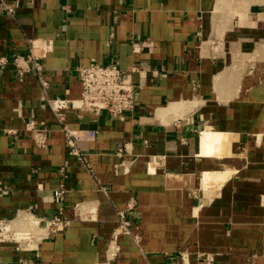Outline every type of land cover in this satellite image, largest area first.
<instances>
[{
    "label": "crops",
    "instance_id": "1",
    "mask_svg": "<svg viewBox=\"0 0 264 264\" xmlns=\"http://www.w3.org/2000/svg\"><path fill=\"white\" fill-rule=\"evenodd\" d=\"M2 2L0 220L41 223L0 264H264V0ZM109 62L146 71L134 110L58 121L43 94L75 99L77 67ZM62 125L97 131L85 161Z\"/></svg>",
    "mask_w": 264,
    "mask_h": 264
},
{
    "label": "built area",
    "instance_id": "2",
    "mask_svg": "<svg viewBox=\"0 0 264 264\" xmlns=\"http://www.w3.org/2000/svg\"><path fill=\"white\" fill-rule=\"evenodd\" d=\"M3 1V0H2ZM0 1V10L9 11L10 7ZM31 58H33L31 56ZM29 60V59H28ZM19 57H15L14 62L23 72L25 66ZM2 58L0 64L4 63ZM33 64L37 70L39 78H41V65L33 58ZM79 75V83L81 87L79 97L70 99L66 97H48L43 94V99L46 105L51 109L52 113L58 121H62L63 112L68 109H80L90 111L94 114H99L102 111H107L112 116L131 113L136 104L137 89L134 81V76L139 79L145 76V70L139 66H132L125 70L119 67L116 63H89L77 67ZM142 82V81H141ZM139 85L140 82H139ZM46 124L42 121L30 120L26 124L27 130L31 131L35 143L40 147L46 146ZM69 153L76 155L80 160L85 161L83 153L78 151L76 142L79 139L93 138L96 135V130H72L67 125H62ZM64 191L63 184H60L59 189L55 190L56 195H60ZM34 217V216H32ZM37 219V224L29 223V225H21L16 228L11 223L5 220H0V241L10 240L18 244V241L28 243L33 237V228L41 223L40 218ZM67 221H62L60 217L53 216L46 219L45 225L51 232H56L60 226L66 224ZM119 227L122 230H128L126 222L120 219ZM18 246V245H17ZM19 247V246H18Z\"/></svg>",
    "mask_w": 264,
    "mask_h": 264
},
{
    "label": "bare ground",
    "instance_id": "3",
    "mask_svg": "<svg viewBox=\"0 0 264 264\" xmlns=\"http://www.w3.org/2000/svg\"><path fill=\"white\" fill-rule=\"evenodd\" d=\"M205 135V134H204ZM220 137V135H219ZM209 142V141H208ZM29 221V223H36L37 224V219L33 218L32 216L30 218L27 219V222ZM29 225V224H28Z\"/></svg>",
    "mask_w": 264,
    "mask_h": 264
}]
</instances>
